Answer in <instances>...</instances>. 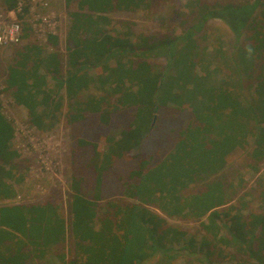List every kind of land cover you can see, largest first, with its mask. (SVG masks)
<instances>
[{
  "label": "trees",
  "instance_id": "obj_1",
  "mask_svg": "<svg viewBox=\"0 0 264 264\" xmlns=\"http://www.w3.org/2000/svg\"><path fill=\"white\" fill-rule=\"evenodd\" d=\"M183 1L180 35L132 42L108 30V14L154 0H65V58L32 43L15 50L4 82L29 122L44 132L65 110L72 194L67 218L48 201L2 205L15 197L8 180L17 163L0 113V264L51 252L61 264H145L157 255L156 264H176L181 254L204 258L184 264H264V213L247 209L249 190L238 195L243 178L234 186L225 173L242 156L253 172L264 165V0ZM214 20L234 36L231 50L210 40ZM48 42L56 47L57 38ZM159 49L168 52L163 72L148 58ZM257 189L262 208L264 180ZM167 218L199 223L201 240ZM66 244L69 257L59 253Z\"/></svg>",
  "mask_w": 264,
  "mask_h": 264
},
{
  "label": "rangeland",
  "instance_id": "obj_2",
  "mask_svg": "<svg viewBox=\"0 0 264 264\" xmlns=\"http://www.w3.org/2000/svg\"><path fill=\"white\" fill-rule=\"evenodd\" d=\"M21 9L22 11L18 14L20 29L19 40L17 42L3 44L0 47V84L4 86L3 91L1 92L2 94L4 93L7 95L4 96L5 101L2 102L6 107H8V109L4 111V114L13 119L12 122L7 120L12 127V133L15 132L14 128H16V126H20L21 124L28 125L29 127L32 126V124L29 122L27 110L23 106L18 105L15 102L12 93L8 91L4 82V74L6 73L7 67L12 63V58L15 54V50L27 45L28 43H32L43 48V54L53 52L56 49L60 53V55H62L61 58H65L66 36L68 34L70 26L68 7H66L65 0H28L22 3ZM6 12L7 8H5L3 3L0 1V22L7 27L8 25H10L9 23L11 19L10 21L8 20ZM186 12L187 10L184 8L183 0H163L160 3L154 0V4L151 5L148 9H140L136 12H111L110 14H108V16L112 21V25L108 27V30L114 29V31H118L120 33L126 32L127 34H129V38L132 42L138 41L139 36L143 34H156L157 36H162L164 34H174L177 36L182 32L181 21L184 19ZM35 16H49L50 26L51 24H54L55 26L54 36L57 38L56 47H52L49 44L48 39H46L45 43L39 41L38 36H40L41 33L37 34L32 29V18H34ZM47 30L49 29L47 28ZM47 30L45 28V32H49ZM206 30L211 41H214L216 37H219L223 40L226 46L225 48L227 50H231V48L234 46V36L223 22L219 20L211 21L207 24ZM109 33L112 32L110 31ZM48 35L51 34L44 33V36ZM167 53V50L159 49L152 55L148 56L149 60L154 63L156 71L163 72L164 68L166 67L165 62L167 59ZM46 80L49 86H53V81H51L49 78H47ZM64 111L65 110L62 109L58 122L51 129L45 130L44 132L39 130L37 132L36 130H33L36 138L40 137L41 135L51 136L55 138L53 142L54 146H58L57 142H60L63 148L66 149V151H64V153L61 155L62 157L59 159L60 166L53 183H51L50 177L39 174V167L35 163L34 158L20 159L15 151L16 145L13 144L12 146L11 143L9 144V148L16 154L15 162L17 163V168L12 171L13 180H8V182L15 190V199L17 201H24L26 204L35 202L42 204L50 199L51 196H58L60 198V211L67 218V202L69 201V196L72 194L69 188V159L72 140L70 134L71 127L62 115ZM111 133L115 136L118 135L114 133V131H112ZM97 146L99 147V150L102 151L104 149L105 142L101 140L97 143ZM244 160L245 156H242L241 158L237 159L232 164L227 166V169L225 170V173L228 176L226 177V181H229L234 186H237L238 177H242L244 183L242 182V184L238 188V195H240L241 192H247L249 190L251 195L246 197V200L249 202L247 203V209L264 213V205L262 208H259L261 202L259 198H257V185L259 184V181L264 180V165L261 166V169L258 172H253L252 170L246 169L244 167ZM32 164H34V167L33 169H30L29 167ZM118 165L120 166L119 171L124 169V167L120 163H118ZM5 168L6 170H8L7 167ZM235 170H237L238 176L234 175L233 171ZM56 191H58V195L56 194ZM252 195L254 196V198H252ZM125 200L127 201L128 198H125L124 201ZM105 201L106 200H100L99 204L103 205L104 203H106ZM128 201L133 202L132 200ZM237 201V196H234L233 204H236ZM7 202L12 203L13 201L8 200ZM166 221L168 224L179 226L189 231V233L196 235L194 237L196 241L201 240L200 233L202 232V230L199 227V223L182 222L169 218H167ZM69 247L70 246L68 244L64 245L59 253H64L66 257H69ZM160 256L161 255L154 256L145 264H156L158 261H160ZM194 258L204 260L201 254H192L191 256H185V254H181L175 260V263L184 264V259H191L192 261L194 260ZM55 264H61V262L56 261Z\"/></svg>",
  "mask_w": 264,
  "mask_h": 264
},
{
  "label": "built area",
  "instance_id": "obj_3",
  "mask_svg": "<svg viewBox=\"0 0 264 264\" xmlns=\"http://www.w3.org/2000/svg\"><path fill=\"white\" fill-rule=\"evenodd\" d=\"M26 1L28 0H17L16 7L12 10H7V18L9 21L11 19L9 23L10 25L6 27L0 22V47L3 44L17 42L19 40L20 29L18 14L22 11V3ZM32 19L33 31L37 34L41 33L40 36L37 35L39 41L45 43L46 39H48L49 35L44 36V33H50L51 36H54L55 26L54 24H51L53 28L50 26L49 16H35ZM45 28L46 30L48 28L49 30L47 31L49 32H45ZM3 87L4 86L0 84V113L6 120L12 122L13 119L4 114V111L8 109V107H6L2 102L5 101L4 96H7L4 93L2 94L1 92L3 91ZM33 130H36L38 132V130L33 125L30 127L24 124H21L18 127L16 126V128H14L15 132L12 134L10 143L12 146L13 144L16 145L15 151L20 159L34 158L35 163L39 167V174L50 177L51 183H53L60 166L59 159L62 157L61 155L64 153V151H66V149L63 148L60 142H57L58 146H54L53 142L55 138L51 136L41 135L40 137L36 138ZM33 167L34 164H32L29 168L33 169Z\"/></svg>",
  "mask_w": 264,
  "mask_h": 264
},
{
  "label": "crops",
  "instance_id": "obj_4",
  "mask_svg": "<svg viewBox=\"0 0 264 264\" xmlns=\"http://www.w3.org/2000/svg\"><path fill=\"white\" fill-rule=\"evenodd\" d=\"M56 194L58 195V191H56ZM50 195H51V193H50ZM57 197L58 196H56V195H54L53 197L51 196V198L48 199L47 201L50 202V204H52L54 206H57L59 212L63 215V213L60 211V207H59L60 206V201H59L60 198L59 197L57 198ZM11 200L13 201L12 203L6 201V202H2V205H16V204H24L25 203L24 201H17L15 199V197L12 198ZM29 204H31V203H29ZM34 204H41V203H36L35 202ZM67 206H68V202H67ZM56 261L59 262L57 257H55L54 252H51L50 254H48L47 256L43 257L42 259H36V258L29 259V260H27L25 262V264H44V263H46V264H55Z\"/></svg>",
  "mask_w": 264,
  "mask_h": 264
},
{
  "label": "water",
  "instance_id": "obj_5",
  "mask_svg": "<svg viewBox=\"0 0 264 264\" xmlns=\"http://www.w3.org/2000/svg\"><path fill=\"white\" fill-rule=\"evenodd\" d=\"M155 118H156V117L154 116V118H153V121H152V125H153V124H154V122H155Z\"/></svg>",
  "mask_w": 264,
  "mask_h": 264
}]
</instances>
